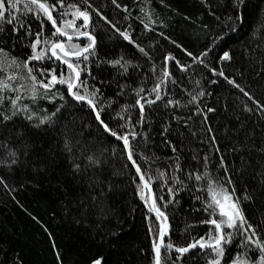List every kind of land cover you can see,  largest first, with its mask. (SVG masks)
Wrapping results in <instances>:
<instances>
[{"label":"trees","instance_id":"obj_1","mask_svg":"<svg viewBox=\"0 0 264 264\" xmlns=\"http://www.w3.org/2000/svg\"><path fill=\"white\" fill-rule=\"evenodd\" d=\"M117 2L128 5L133 16L140 15V7L154 11L153 18L157 19V24L153 25L154 31H146L135 19L131 23L135 29L134 39L150 49L158 65L167 51H175L178 58L191 63L182 52L174 49L170 41L175 40L188 50L199 53L206 44L211 43L212 35L220 28L216 17L228 14V0ZM92 3L95 7L103 6L105 15L114 22L125 15L122 9L111 4V0H92ZM261 8H264L261 0H249L243 25L221 42L208 59L212 61L213 67H218V56L222 50L231 48L233 59L224 63L226 74L235 78L245 91L264 104V31H257L261 22H264ZM19 12L22 22L32 25L33 34L40 31L38 20L31 15H23V2ZM93 18L97 21L96 27L101 29L98 37L101 57L111 60L123 56L133 61L128 73L107 64L93 67V74L106 81L102 89L105 97L115 100V104L108 107L105 113L106 120H111V126L115 127L117 121L113 117L120 112L121 107L135 104L137 97L132 89L142 85L147 90L156 83L151 74L153 60H147L134 46L111 32L98 17L94 15ZM4 27L6 31L0 32V47L6 49L4 56L9 60L15 57L23 62L32 55L30 44L34 35L27 37L26 29L17 35L12 31V25ZM50 32V23L46 22L44 34L50 35ZM161 32L164 36L159 35ZM52 66L50 61L33 62L35 68ZM9 71L26 75L25 69L13 66L0 72V78ZM173 75L178 83L175 86L169 83L168 96L180 101L181 106L175 109L165 107L166 101L146 106L144 126L142 129L137 127V131L147 132L149 136L146 140L138 138L133 141L134 150L152 157L155 161L152 164L154 170H166L169 174L177 157L185 172H195L203 170L202 158L209 154L210 166H215L212 172L223 179L225 173L219 168V154L212 150L209 143L210 134L203 122V115H194L197 107L205 110L208 107L215 108V112L208 114L207 124L211 125L216 135L236 184L237 194L247 190L251 197L243 202L245 214L252 223L264 226V114L239 89L223 78L212 75L203 65H194L187 73L174 68ZM15 83L22 81L17 80ZM201 89L209 94L201 97L198 105L182 106L191 98L188 93L195 95ZM24 102L30 103L28 99ZM61 103L59 99L53 103L40 98L33 107L37 111L47 109L50 113ZM245 105L252 111H246ZM130 114L135 123L139 118L138 107L130 108ZM175 116L183 119L178 122ZM189 116L191 120L187 119ZM20 123L18 120L17 125ZM58 124V127L47 132L31 134L32 151L28 159L43 163L38 172L34 171L31 164L16 168L0 166V175L14 189L9 191L0 184V264H61V261L62 264H89L91 259L98 257H103L102 264H154L152 234L149 232V220L146 219L154 215L148 213L147 206L139 197V181L134 179L136 173L123 155L120 142L98 128L86 106L71 101L62 110ZM64 125L74 129L77 138L82 133L86 143L92 141L90 147L115 148L116 153H106L104 163L100 166H88L86 157L82 158L79 162L84 170L73 174L71 157L64 151L61 133ZM166 127L169 128L167 134L163 131ZM13 128L10 124L9 130ZM0 132L6 134L7 130L0 128ZM4 138L0 136V139ZM168 141L176 146V152L172 151ZM241 146L243 150L232 151ZM2 156L3 151L0 150ZM138 162L143 165L142 161ZM181 178H184L183 174ZM187 183L189 189L182 190L176 196V202L170 203L166 210L171 224V239L178 246H185L191 238L204 235L209 230V226L200 223L207 216L203 211H196L202 208V203L194 198L197 194L205 198L206 193H197L192 189L191 185L195 181ZM152 186L157 196H163L164 201L170 200L166 186H161V181ZM93 197L99 199L94 201ZM158 203L162 205L163 201ZM151 224L153 229L157 228L154 218ZM57 250L60 252V261L56 256ZM235 251L233 246L232 252ZM162 255L165 264H206L207 260L200 249L184 254L181 259H177L175 252L170 256Z\"/></svg>","mask_w":264,"mask_h":264},{"label":"snow or ice","instance_id":"obj_2","mask_svg":"<svg viewBox=\"0 0 264 264\" xmlns=\"http://www.w3.org/2000/svg\"><path fill=\"white\" fill-rule=\"evenodd\" d=\"M21 2L22 0H0V32L6 31L4 25H12V31L17 35L23 29H26L27 37L31 38L34 35L30 44L32 55L23 62L15 57L7 59L4 56L5 47H0V72L5 71L6 68L11 69L13 66L26 70V75L9 71L6 76L0 78V128L7 130L6 134L0 132V136L5 137L0 139V150L3 151L0 166L16 168L20 165L31 164L34 171L38 172L39 168L43 167V163L32 162L28 159L32 151L31 134L44 133L58 127L60 114L63 109L67 108L69 101L82 107L86 106L92 113L93 121L98 128L120 142L123 155L136 173L134 179L139 181L137 183L139 197L147 206L148 213L154 214V217H146L149 220V232L152 234L154 264H165L162 253L170 256L172 252H175L177 259H181L184 254L197 248L206 256V264H264V226L252 223L245 214L243 202L250 200L251 197L247 190L242 194H237L236 184L232 180L228 164L221 153L219 142L211 125L207 124L208 114L215 112V108L208 107L205 110L197 107L194 115H203V122L207 125V131L210 134L209 143L212 145V150L219 154V168L225 173L223 179L212 172V167L215 166H210L211 156L209 154H205L202 158L203 170L185 172L177 157L176 162L171 166V174H169L166 170H154L152 167L154 159L143 152L137 153L133 147V141L138 138L146 140L149 136L147 132L137 131V127L142 129L144 126L146 106H152L161 101H166L165 107L171 106L175 109L181 106L180 101L168 96L169 83L174 86L178 83L173 75L174 68L178 72L187 73L194 65H203L212 75L223 78L239 89L255 103L257 110L264 114V104L245 91L235 78H230L226 74L224 63L233 59L231 48L222 50V54L218 56V67H213L212 61L208 59L221 42L243 25L249 0H228L226 5L228 14L224 17H216L220 28L216 34L212 35L211 43L206 44L199 53L188 50L175 40L170 41L174 49L182 52L191 63L182 61L175 51H167L163 54L162 63L159 65L153 60L150 49H146L134 39L135 29L131 23L135 19L143 25L146 31H154L153 25L157 24V19L153 18L154 11L152 10L140 7V15L133 16L128 5H120L117 0H111L112 5L117 9H122L125 13L122 19L114 22L113 19H109L108 15H105L102 10L103 6L95 7L92 0H74L70 3L66 0H23V15H31L40 24V31L33 34L32 25H25L22 22L19 12ZM147 2L150 3V0ZM261 2L264 3V0ZM261 12H264V8H261ZM94 15L103 21L111 32L118 34L124 41L134 46L147 60H153L151 74L156 83L147 90L142 85L132 89L137 97L135 104L131 106L125 104L121 107L120 112L113 117L117 121L115 127L111 126L112 121L106 120L105 116L106 109L115 104V100H108L105 97L102 89L106 81L93 74V67L107 64L118 67L123 73H128L133 61L123 56L111 60L101 57L98 38L101 35V29L96 27L97 21L94 20ZM46 22L51 26L50 35L44 34ZM160 22L163 23V21ZM204 27L207 28V25ZM257 31H264V22H261ZM159 35L164 36V33L161 32ZM34 61H50L53 66L35 68L33 67ZM17 80L22 83L16 84ZM211 82L217 83L218 81ZM196 83L199 84V81ZM123 92L122 87L121 94ZM208 94L203 89L195 95L188 93L191 98L186 105L182 106L198 105L200 98ZM40 98L53 103L59 99L63 103L50 113L47 109L37 111L33 105ZM25 99H28L30 103H25ZM134 107L139 109V118L135 123L132 122L130 114V108ZM244 108L246 111H252L248 105ZM174 119L179 122L183 118L175 116ZM187 119L191 120V116ZM18 120L21 121L19 125H17ZM10 124L14 126L11 130H9ZM186 124L187 121H185ZM74 131L67 125L61 129L64 151L71 157L73 174L84 170L79 162L82 158L86 157L88 166H100L104 163L106 153L113 155L116 153L115 148L94 149L90 147L93 142L86 143L82 138V133L79 134L80 138H77ZM163 131L167 134L169 128L166 127ZM168 143L172 151L176 152V146L171 141ZM238 150H243V146L239 149H232L234 152ZM138 161H142L143 165ZM181 174H183V179ZM157 181H161V186H166L170 200L164 201L163 196L155 194L152 185ZM169 181L172 183L169 184ZM186 181H195L191 185L192 189L197 193H206L205 198L199 194L194 198L202 203V208L196 211H203L207 216L200 223L209 226V230L204 235L191 238L185 246H178L171 239V224L166 210L170 203L176 202V196L182 190L189 189V183ZM0 184L9 191L14 190L9 187L3 175H0ZM98 199L99 197H93L94 201ZM158 201H163V204L161 205ZM101 212H103L102 209ZM153 218L157 222L156 229H153L151 224ZM233 246L236 249L235 252H232ZM53 247H56L54 240ZM56 256L60 261L58 250ZM102 261L103 257H98L91 259L89 264H102Z\"/></svg>","mask_w":264,"mask_h":264},{"label":"water","instance_id":"obj_3","mask_svg":"<svg viewBox=\"0 0 264 264\" xmlns=\"http://www.w3.org/2000/svg\"><path fill=\"white\" fill-rule=\"evenodd\" d=\"M22 2H23V0H22ZM152 215H154V214H152ZM197 249H199V248H197ZM194 250H196V249H194ZM193 251V250H192Z\"/></svg>","mask_w":264,"mask_h":264},{"label":"rangeland","instance_id":"obj_4","mask_svg":"<svg viewBox=\"0 0 264 264\" xmlns=\"http://www.w3.org/2000/svg\"><path fill=\"white\" fill-rule=\"evenodd\" d=\"M152 188H153V186H152ZM153 191H154V189H153ZM193 252V251H192Z\"/></svg>","mask_w":264,"mask_h":264}]
</instances>
